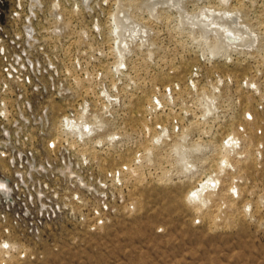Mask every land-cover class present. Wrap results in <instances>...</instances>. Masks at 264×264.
<instances>
[{"label": "rangeland", "instance_id": "374dc122", "mask_svg": "<svg viewBox=\"0 0 264 264\" xmlns=\"http://www.w3.org/2000/svg\"><path fill=\"white\" fill-rule=\"evenodd\" d=\"M95 1L94 11L67 10V37L57 42L65 49L58 47L56 80L70 93L50 95L46 121L21 127L31 140L22 147L33 148L38 163L58 165L65 150L83 183L57 169L35 174L30 189L42 198L23 216L41 215L42 202L56 209L35 223L0 226V264H264V0H195L196 10L186 1L187 13L238 9L258 27L253 48L235 46L229 55L212 53L174 9L168 19L140 11L149 32L120 50L114 5L105 10L114 0ZM204 90L220 99L202 114ZM83 99L97 112L91 120H112L100 133L114 134L96 144L67 127L66 150L60 111ZM181 135L202 144L174 149ZM216 172L208 199L194 198Z\"/></svg>", "mask_w": 264, "mask_h": 264}, {"label": "built area", "instance_id": "2783aa9c", "mask_svg": "<svg viewBox=\"0 0 264 264\" xmlns=\"http://www.w3.org/2000/svg\"><path fill=\"white\" fill-rule=\"evenodd\" d=\"M121 1L123 0L108 3L106 16L111 10L109 6L114 5L109 14L111 17ZM95 3L94 0H0V226L5 231L9 222L17 226L23 221L26 225L29 218H32L29 223H35L38 219L41 221V218L54 213L55 207L42 202L41 215L35 216L28 212L23 216L26 214L24 208L28 209L36 199L42 198L35 195L40 190L30 189L37 182L35 174L57 169L75 182L83 183V174L80 169L70 166L72 162L65 150L61 152L58 165H54L51 160L48 164L38 163L33 155L35 150H24L22 147L23 144H30L31 140L21 127L30 118L43 117L46 121V116L43 115H47L50 109V95L64 98L70 93L65 80H56L58 64L55 59L57 51L60 50L58 47L65 49L63 44L58 45L57 42L67 37L70 20L67 18V10L74 7L78 10L94 11ZM148 29L138 31L137 35L144 37L149 32ZM121 58L124 56L121 55ZM122 63L120 60L118 69L122 68ZM106 95L110 97V94ZM77 108H69L68 113L67 108L60 111V132L63 131L65 136L59 138L66 150L67 127L86 138L101 134L103 128L100 123L103 119L95 120L97 124L87 132H82L75 125H69L67 115L73 118L76 115L89 116L97 113L91 111V106L88 108L87 100L84 99L77 103ZM55 137L48 140L49 145L54 142ZM42 186L44 187H40ZM26 198L33 199L32 203H28ZM7 214H10L11 219L5 218ZM3 239L0 237L6 243ZM4 255L0 249V263L5 260Z\"/></svg>", "mask_w": 264, "mask_h": 264}, {"label": "bare ground", "instance_id": "6f19581e", "mask_svg": "<svg viewBox=\"0 0 264 264\" xmlns=\"http://www.w3.org/2000/svg\"><path fill=\"white\" fill-rule=\"evenodd\" d=\"M186 1L187 0H123V1H121V3H119L117 5L115 13L113 12V15L111 16L113 18V22L116 23L115 24L116 26H114V27H116L117 29L114 28V30H116L118 32V35L120 37L119 42H118L120 45V50H123V47L125 45H126V48H127V45L129 46V43L127 44V41H129L131 38L134 39L135 37H133V36L137 35L138 31H142L143 29L147 28L148 25H150L151 22L146 20L144 18L145 16L140 14V11H142V10L144 11V13L148 12L147 14L150 13L151 16L152 15L159 16V17H161V19H163V18L168 19V16H167L169 14L168 11L176 10L180 13H183V17L179 18V13L175 12L176 17L178 18L179 22L182 23L184 27H186V28L189 27L192 31L194 30V33L196 32L195 36L198 39L199 38L200 39L201 38L206 39V41L209 42V44L207 43L208 44L207 46H210L212 53H213V51L215 53L216 52L218 53L219 51H221V52H223L221 54H225L226 51H229V53H228V55H229L230 51H235V49H236L235 46L250 47V48H253L255 46V43L257 42V38L255 36H256V32L258 33V31H257L258 27L256 25H249V23L246 22L245 17L241 14L240 10H238V9L230 10V8L227 9L226 7L220 8V9H216V8H207L206 9L205 8L199 12L187 13ZM197 1H195V0L189 1V5H191V4L193 5V8L190 10L198 9V6L200 5V3H197ZM227 1H230V0H227ZM160 12L165 13V15L162 14L163 15V17H162V15L159 14ZM252 27H256V29H253ZM259 27H260V25H259ZM151 29H152V27H151ZM115 37H117V36L115 35ZM153 37H155V36H153ZM153 37H151V39ZM144 39H146V37ZM144 39H143V42H145ZM150 41L152 42V40H150ZM154 42H155V40H154ZM154 42H152V43H154ZM132 43H130V44L132 45ZM119 45H117V46H119ZM258 46H260V44L257 45L256 47H258ZM127 50L128 49H126L125 51H127ZM132 50H134V49H132ZM236 50H238V49H236ZM207 53H208V51H207ZM151 54H152V51H151ZM120 55H121V53H120ZM124 55H125V53H124ZM124 57H126V55ZM120 58H121V56H120ZM121 60H122V58H121ZM122 61H124V60H122ZM126 64L128 65V63H126ZM124 65H125V63H124ZM67 70H68V67H67ZM77 81H79V79ZM116 82L117 81H115L113 83H116ZM219 90H220V88H219ZM204 93H206L207 97L205 98L206 105L205 106L203 105V113L202 114L207 113L208 111L210 112L212 110H215V108L218 107V105L216 104L215 98L219 97V95H217V94L213 95V96H208V93L205 92V90H204ZM199 94H200V92H199ZM216 96H218V97H216ZM219 99H220V97H219ZM90 118H91V116H85V115L84 116L76 115L73 118H71L70 116L67 115V123L69 125L77 126L78 128H80V130L82 132H87L96 123L95 120H91ZM106 119L104 120V118H103V120L100 122L102 126L107 125V122H109L111 120V119L110 120L107 119V122H106ZM111 124L112 123L110 122V125ZM164 129L167 131V127ZM113 134H114L113 131L112 132L110 131L109 133H107L105 131L99 135L94 136L93 142L96 144L98 142L104 143L105 140H107V137L108 136L112 137ZM187 134H189V133L182 134V135H187ZM182 135L177 137V138H175V136H174L173 141L170 142V144L174 145V149L176 147H178V145H184V148L189 149L191 147L190 145H193V144L194 145H201L202 144L200 142H196V143L191 144L190 141L184 140L185 137ZM227 138L229 140H233V141L236 139V137L234 135H232L231 137L229 135ZM227 142H228V140H227ZM235 142H236V140H235ZM224 148H226V147H224ZM227 154L224 155L223 160L225 159L228 161V159H230L229 155H227ZM228 162H230V160ZM130 168H131V166H130ZM218 173L219 172H216V174L214 173L215 175L209 174L210 175L209 178L204 179V181L202 180L203 181L202 184L195 191L194 198L203 196L205 198V200L208 199L206 196L208 194L205 192L208 191L209 185L213 186L215 184L217 178L214 176L219 175ZM219 178H220V176H219ZM219 180H221V178L218 179V181Z\"/></svg>", "mask_w": 264, "mask_h": 264}]
</instances>
